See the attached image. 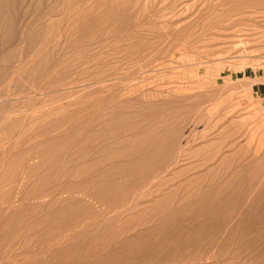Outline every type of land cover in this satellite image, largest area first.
Here are the masks:
<instances>
[{"label": "rangeland", "instance_id": "rangeland-1", "mask_svg": "<svg viewBox=\"0 0 264 264\" xmlns=\"http://www.w3.org/2000/svg\"><path fill=\"white\" fill-rule=\"evenodd\" d=\"M0 264H264V0H0Z\"/></svg>", "mask_w": 264, "mask_h": 264}]
</instances>
